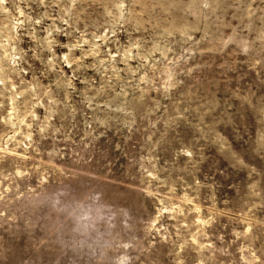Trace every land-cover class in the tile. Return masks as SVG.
<instances>
[{"label":"rangeland","instance_id":"obj_1","mask_svg":"<svg viewBox=\"0 0 264 264\" xmlns=\"http://www.w3.org/2000/svg\"><path fill=\"white\" fill-rule=\"evenodd\" d=\"M0 264H264V0H0Z\"/></svg>","mask_w":264,"mask_h":264}]
</instances>
